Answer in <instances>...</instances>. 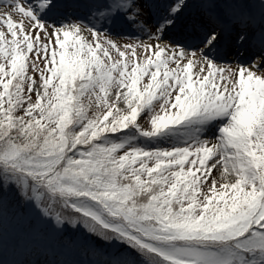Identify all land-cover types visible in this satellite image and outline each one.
Here are the masks:
<instances>
[{"label": "snow or ice", "instance_id": "6c2138e0", "mask_svg": "<svg viewBox=\"0 0 264 264\" xmlns=\"http://www.w3.org/2000/svg\"><path fill=\"white\" fill-rule=\"evenodd\" d=\"M0 5V264H264V0Z\"/></svg>", "mask_w": 264, "mask_h": 264}, {"label": "rangeland", "instance_id": "374dc122", "mask_svg": "<svg viewBox=\"0 0 264 264\" xmlns=\"http://www.w3.org/2000/svg\"><path fill=\"white\" fill-rule=\"evenodd\" d=\"M3 6L2 5H0V8H2ZM189 10H194V6L193 7H191ZM16 19H19V17H16ZM146 39V38H145ZM123 42V41H122ZM253 43H254V41H253ZM255 50L253 49V50H251V52H254ZM247 55V54H246ZM228 62H232V59H231V56H230V59L228 60ZM233 66H235V65H233ZM215 171V170H214ZM213 174H214V172H213ZM68 235H70V236H74V235H77L76 233H72V232H69L68 233ZM71 258H73L71 255H58V256H53V257H50V259H54V260H57V259H71ZM80 258H84V257H80ZM87 259H95V260H100V259H102L101 257H91V256H89V257H87Z\"/></svg>", "mask_w": 264, "mask_h": 264}, {"label": "bare ground", "instance_id": "6f19581e", "mask_svg": "<svg viewBox=\"0 0 264 264\" xmlns=\"http://www.w3.org/2000/svg\"><path fill=\"white\" fill-rule=\"evenodd\" d=\"M214 174H215V171H214Z\"/></svg>", "mask_w": 264, "mask_h": 264}]
</instances>
